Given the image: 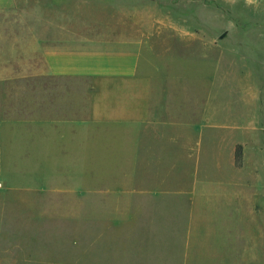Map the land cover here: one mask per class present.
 Wrapping results in <instances>:
<instances>
[{"label": "crops", "instance_id": "crops-1", "mask_svg": "<svg viewBox=\"0 0 264 264\" xmlns=\"http://www.w3.org/2000/svg\"><path fill=\"white\" fill-rule=\"evenodd\" d=\"M22 1L0 0V143L17 153L50 154L54 92L47 79L88 80L93 151L125 171L126 187L142 188L126 189V196L139 194L157 205L172 200L164 203L173 220L167 229L174 235L170 264H264V123L257 117L246 128L229 122L224 111L216 116L209 78L194 73L203 68L182 67L169 50L152 45L155 39H196L184 22L129 17L120 24L132 35L112 38L93 23L70 46L68 19L18 17L29 2ZM44 1L52 8L54 0ZM81 136L72 138L76 153ZM111 147L123 151L120 166L105 154ZM180 212L188 218L184 228ZM179 226L187 234L185 247L176 243Z\"/></svg>", "mask_w": 264, "mask_h": 264}, {"label": "rangeland", "instance_id": "rangeland-1", "mask_svg": "<svg viewBox=\"0 0 264 264\" xmlns=\"http://www.w3.org/2000/svg\"><path fill=\"white\" fill-rule=\"evenodd\" d=\"M17 16L68 19L70 46H76L82 30L84 35L92 31L93 23L112 38L132 35L120 24L129 17L180 20L196 39H155L156 50H169L182 67L203 68L194 73L209 78L216 116L224 111L229 122L246 128L257 117L264 123V0H54L52 8L44 0H29ZM47 81L54 92L51 153H17L0 143V264H170L174 235L167 229L173 220L164 208L172 200L157 205L139 194L126 196V189L142 188L126 187L125 171L93 151L88 80ZM21 98L26 101L24 93ZM77 133L82 135L79 153L72 139ZM112 144L117 147V141ZM112 148L105 154L120 166L123 151ZM180 214L177 221L184 228L188 218ZM163 227L166 231L159 232ZM186 235L180 227L176 243L184 246Z\"/></svg>", "mask_w": 264, "mask_h": 264}, {"label": "trees", "instance_id": "trees-1", "mask_svg": "<svg viewBox=\"0 0 264 264\" xmlns=\"http://www.w3.org/2000/svg\"><path fill=\"white\" fill-rule=\"evenodd\" d=\"M241 159V150H240V147H236V150H235V160L236 162H239Z\"/></svg>", "mask_w": 264, "mask_h": 264}]
</instances>
